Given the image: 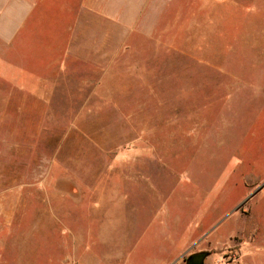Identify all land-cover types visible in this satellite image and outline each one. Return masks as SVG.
<instances>
[{"label": "rangeland", "instance_id": "obj_1", "mask_svg": "<svg viewBox=\"0 0 264 264\" xmlns=\"http://www.w3.org/2000/svg\"><path fill=\"white\" fill-rule=\"evenodd\" d=\"M160 4L93 97L78 61L0 78V264H264V0Z\"/></svg>", "mask_w": 264, "mask_h": 264}, {"label": "crops", "instance_id": "obj_2", "mask_svg": "<svg viewBox=\"0 0 264 264\" xmlns=\"http://www.w3.org/2000/svg\"><path fill=\"white\" fill-rule=\"evenodd\" d=\"M67 1L76 8L75 15H68ZM111 1L113 4L100 0H63L60 9L54 10L58 0H0L1 81L15 80L21 93L38 95L42 90L38 87L42 72H50L53 65L59 72H66L72 61H78L85 63L91 74L81 79L84 97L97 95L104 79L115 75L116 64L132 54L131 44L120 38L127 33L153 34L162 15L160 3L167 0ZM82 13L98 21L84 22ZM11 54L15 63L9 61ZM113 107L114 111L119 110L116 102ZM134 114L132 111L125 114V120L130 123L126 144L147 146V133L152 128L134 124ZM113 129L117 130L115 125ZM130 155L138 158L141 153ZM158 215L155 213L156 219H153H159L157 230L161 225L166 226V218L160 220Z\"/></svg>", "mask_w": 264, "mask_h": 264}, {"label": "flooded vegetation", "instance_id": "obj_3", "mask_svg": "<svg viewBox=\"0 0 264 264\" xmlns=\"http://www.w3.org/2000/svg\"><path fill=\"white\" fill-rule=\"evenodd\" d=\"M208 256L209 253L206 250L192 251L184 255L182 260L184 264H199L200 261L203 264Z\"/></svg>", "mask_w": 264, "mask_h": 264}, {"label": "water", "instance_id": "obj_4", "mask_svg": "<svg viewBox=\"0 0 264 264\" xmlns=\"http://www.w3.org/2000/svg\"><path fill=\"white\" fill-rule=\"evenodd\" d=\"M199 264H202V261H200Z\"/></svg>", "mask_w": 264, "mask_h": 264}]
</instances>
